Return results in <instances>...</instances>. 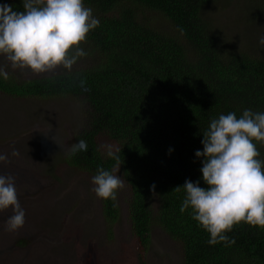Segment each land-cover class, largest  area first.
Segmentation results:
<instances>
[{
	"label": "trees",
	"instance_id": "16d2710c",
	"mask_svg": "<svg viewBox=\"0 0 264 264\" xmlns=\"http://www.w3.org/2000/svg\"><path fill=\"white\" fill-rule=\"evenodd\" d=\"M83 2L99 20L80 45L89 65L26 80L9 72L8 79L0 76V91L13 98L69 97L79 103L82 120L72 145L84 140L87 148L70 155L71 145L60 162L92 177L98 167L111 171L121 163L138 264H145L149 244L151 193L158 202L155 221L178 243L182 264H264V228L241 222L225 233L234 243L210 245L191 208L180 211L185 180L207 187L203 157L195 152L203 150L202 133L211 119L229 112L239 118L245 109L264 112V54L255 52L264 46L240 49L223 40L206 15L216 0ZM0 4L23 11V0ZM140 10L162 15L172 32L139 16ZM254 143L264 161V144ZM100 202L110 229L118 219L115 201Z\"/></svg>",
	"mask_w": 264,
	"mask_h": 264
},
{
	"label": "rangeland",
	"instance_id": "374dc122",
	"mask_svg": "<svg viewBox=\"0 0 264 264\" xmlns=\"http://www.w3.org/2000/svg\"><path fill=\"white\" fill-rule=\"evenodd\" d=\"M252 6L251 11H246ZM222 39L235 47H263L264 0H216L206 13ZM150 22L171 33L169 22L153 11L140 10ZM227 44V43H226ZM228 45V44H227ZM257 54H264L258 48ZM80 57L72 69L89 65ZM86 64V65H85ZM0 66L20 79L50 76L12 69L0 55ZM82 120V108L69 97L49 99L11 97L0 91V174L15 177L25 223L7 230L12 210L0 212V264H138L127 217V193L117 192L118 219L110 229L104 223L100 198L92 191L91 174L61 163ZM15 149L19 154L12 156ZM119 175V172H117ZM151 214L145 264H182L179 245L155 221L157 197L149 198Z\"/></svg>",
	"mask_w": 264,
	"mask_h": 264
},
{
	"label": "clouds",
	"instance_id": "9594fccd",
	"mask_svg": "<svg viewBox=\"0 0 264 264\" xmlns=\"http://www.w3.org/2000/svg\"><path fill=\"white\" fill-rule=\"evenodd\" d=\"M98 26L99 20L83 0H23V11L0 4V55L14 70L29 69L37 74L58 67L70 70L78 58L87 55L80 45ZM259 44L264 46V35ZM0 76L9 78L2 66ZM202 134L203 150H197L195 156L203 157L200 171L207 187L185 180L180 211L191 208L192 219L209 233L210 245L231 244L234 239L229 240L225 233L236 224L264 228V161L258 159L254 143L264 144V112L245 109L239 118L235 112L221 114L211 119ZM86 148V142L80 140L72 145L70 155ZM18 154L15 149L11 152L12 156ZM106 154L114 156L111 149ZM7 161L8 155L0 154V162ZM120 164L111 171L97 168L91 183L98 198L116 200L124 187L117 175ZM174 189L180 192L181 186ZM9 208L12 215L6 221L7 230L17 231L25 223V210L18 200L15 177L0 174V212Z\"/></svg>",
	"mask_w": 264,
	"mask_h": 264
}]
</instances>
